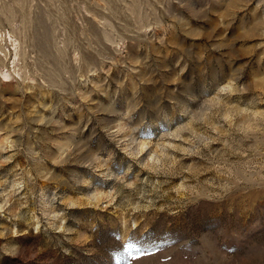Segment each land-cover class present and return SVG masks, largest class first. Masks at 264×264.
Segmentation results:
<instances>
[{
  "label": "rangeland",
  "instance_id": "rangeland-1",
  "mask_svg": "<svg viewBox=\"0 0 264 264\" xmlns=\"http://www.w3.org/2000/svg\"><path fill=\"white\" fill-rule=\"evenodd\" d=\"M0 264H264V0H0Z\"/></svg>",
  "mask_w": 264,
  "mask_h": 264
},
{
  "label": "bare ground",
  "instance_id": "bare-ground-1",
  "mask_svg": "<svg viewBox=\"0 0 264 264\" xmlns=\"http://www.w3.org/2000/svg\"><path fill=\"white\" fill-rule=\"evenodd\" d=\"M8 75H10V74H8Z\"/></svg>",
  "mask_w": 264,
  "mask_h": 264
}]
</instances>
